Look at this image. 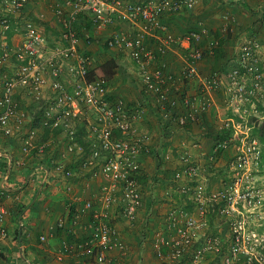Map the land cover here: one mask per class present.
Returning a JSON list of instances; mask_svg holds the SVG:
<instances>
[{
	"label": "built area",
	"instance_id": "2783aa9c",
	"mask_svg": "<svg viewBox=\"0 0 264 264\" xmlns=\"http://www.w3.org/2000/svg\"><path fill=\"white\" fill-rule=\"evenodd\" d=\"M30 1L0 0V37H4L11 27L8 12H17ZM196 3V0H146L140 4L124 5L120 0H60L49 8L60 29L55 46L49 44L42 29L35 30L28 23L22 29L17 45L12 42L8 46L5 41L0 44V69L11 67L8 72L0 73V135L20 137L21 152L26 156L33 155L34 151L36 155H43L48 143H37L39 132L45 129L51 132L61 130L60 135L69 140L66 152L72 155L74 150L76 153L83 150L74 141L75 130L71 127L76 122H85L87 137L92 142V155L87 157L89 159L85 165H91L92 158H102L104 161L101 170L91 176L102 181L97 194L83 203L82 210H69L67 216H60L50 226L51 233L59 230L73 238L72 242L62 246L58 260L65 255H73L82 264L88 263V260L94 264H109L111 252L125 254L128 246L121 239L111 210L117 209L133 227L141 207L140 186L131 173L148 141L147 135L138 134L137 127L145 110L138 106L128 107L120 99L111 97L110 83L105 79H88L93 62L85 49L100 39L103 49L104 45L107 50H126L131 60L145 58L147 63L152 61L154 64L155 55L146 49V40H159V34L167 29L163 19L169 14L177 15L184 7L192 9ZM116 22L127 23V31H111L109 28ZM200 30L175 38L169 35L160 40V51L170 49V43L174 42L181 50L180 74L175 75L164 59L161 60V68L148 70L151 72L147 74L148 91L155 97L154 104L165 127L169 124V127L179 128L186 123L197 122V116L213 105L214 91L224 85L222 78L215 73L200 78L196 72L204 56L209 57L217 47L216 40L209 41L207 53L197 47L206 34L203 29ZM81 37L85 39L84 44ZM254 44L243 48L237 64L226 76L229 81L225 87L227 101L239 118H242L240 109L245 101L256 95L264 97V75L249 63L254 56ZM240 66L245 70L243 74H240ZM251 75L254 82L247 89L245 80ZM184 80H196L200 89L188 94L181 88ZM18 96L39 105L47 103L39 129L33 126V118L21 107ZM240 124L232 121V136L218 144L215 150L234 149L237 166L242 171L241 177H235L236 181L226 192L224 189L207 198L196 188L191 195L196 204L195 214L173 210L167 215L168 236L158 232L153 238V246L160 260L168 264L181 263L184 255L191 250L187 264H202L209 255L220 256V264H264V242L256 233H247L246 227L250 215L264 202L261 190L251 188L246 183L254 167L261 163L260 152L256 140L250 139L248 132L241 131ZM64 169V164L59 163L53 167V172L61 176ZM83 173L78 172L79 175ZM67 176L71 179L75 173L67 170L63 179ZM6 181L7 177L0 187V238L7 235L2 228L8 212L6 204L2 202L8 197ZM187 185L178 186L181 188L178 191L188 194L192 188ZM72 186L69 183L65 188L71 192ZM209 204L212 207L221 205L217 210L218 216L227 220L230 240L225 246L218 236L204 233L208 223L203 215L209 209ZM85 211L90 215L83 225L82 212ZM80 230L86 235L79 237ZM39 240L46 242L47 238L41 235ZM199 240L200 243L197 242Z\"/></svg>",
	"mask_w": 264,
	"mask_h": 264
},
{
	"label": "crops",
	"instance_id": "0c3cea01",
	"mask_svg": "<svg viewBox=\"0 0 264 264\" xmlns=\"http://www.w3.org/2000/svg\"><path fill=\"white\" fill-rule=\"evenodd\" d=\"M59 1L60 0H39L40 4H36L35 8L34 6H31L29 8L30 10H25L26 14L29 13L27 11L36 12L37 15L39 14L40 16H46V20L48 19L50 21L49 23H52L51 21L53 20V14L49 8L50 5L52 6L54 2L59 3ZM238 1L239 2L236 4V6L232 7V9L230 10H228L223 3H221L220 6L214 10H210L209 7L207 8V4H202V7H200L199 5V8H202L200 18L204 22L208 21L209 23H207L209 26H211L212 24L214 25L211 28L206 29V23H203L202 27L200 26V29L210 31L212 29L218 28L224 30L227 24L225 22L222 23L223 21H221V19H223L225 15L227 17H234L233 20H235L234 15H236L237 18H239L241 15L239 14V12H242L241 8L244 5L245 0ZM206 8L207 10H210V13L205 14L204 9ZM195 16L197 15L195 14ZM238 22L240 23V21ZM174 23H176V21H173L172 24L174 25ZM13 24L15 26L14 22ZM197 24V22H194L191 26L194 28V26H197ZM53 25L57 26L56 21L53 23ZM183 25L184 24L182 23L180 25V28H184ZM203 25L206 28H204ZM252 26L253 27L250 28L249 25L248 28H250V30H252L253 32L258 30L255 25ZM171 27L172 31L175 32L176 30L173 29L174 26L171 25ZM42 29L43 31H45V28ZM17 32L18 30H14L13 28L8 33L9 42H13L14 44L18 43L19 35ZM20 33L22 34L21 31ZM3 39H5V37H0V43L3 42ZM81 39V43L84 44V37H81ZM152 40V45L154 47L157 45L155 41H157V43L160 41L153 38ZM259 41L262 48V54L260 55V57L259 55H257L256 58L258 60V63H260L262 66V64H264V37L261 36ZM232 43L233 40L227 41L224 42V45L222 46V50L225 53L223 56L224 61L227 59V57L231 53V50L233 49L234 45H232ZM83 44H81L82 48H84ZM88 51H90L88 52V54L97 51V54H102V59L103 57H106L103 54L104 51L100 45H98L95 49H90ZM113 51L114 54H112ZM107 52L108 55H113V57L117 58L119 69H121V63L125 59V57L120 54L121 51L107 50ZM118 54H120V56H117ZM230 64H235V61H230ZM208 67H210V63H208V60L206 58L202 62V65L199 64L198 72L200 76L203 77L208 74L205 73ZM176 70L178 69H173V71ZM116 78H119V73L118 77ZM124 82L125 80L122 79L121 83ZM192 83H195V81ZM110 91H114V87L112 88V90L110 89ZM23 98L24 97H22V99L18 98V100L19 102H21V106L24 107ZM215 102V110L213 109L211 112L205 114L203 117V121H200L197 126L193 125V127L188 128L186 131L177 130L175 133L172 132L174 137L171 139H169L170 137H168L170 136V132H168V129L165 128L164 130V128L159 127L161 131L159 130L158 136H156V138L152 140L150 139V145H147L148 148L147 146H145V149L143 150V152H141L142 154L138 156L139 160H141L140 165L148 164V162L144 160L145 154L151 155L147 151L153 153V150H155L156 153L161 151L166 152L164 154L165 157H168V155H170L171 153H176L178 155L182 152H185L192 157H194L195 155L199 162H202L201 160H203V163L206 162V155L211 152V142L210 140L205 138V133L203 130L205 129V124H207V126H210L212 123L217 121L215 119H218V115H216L215 113L218 112L219 106L220 108L223 107L221 104H219L220 100L217 99ZM142 103H144V105L146 106H148L149 104L145 100H143ZM262 105L263 104H259L258 107H261ZM25 106L28 105L25 104ZM28 109L29 108H27L26 110L24 108V110H26L27 112ZM146 114L148 115V117L146 116ZM27 115L29 116L28 113ZM154 115L158 119H160L159 114L155 109L153 111L150 107H146L144 117L137 125L138 134L147 135V133L144 132L147 129L150 133H156V127H154V124L152 123L153 119H155V117H153ZM196 131L197 133L195 134ZM191 133L192 135L195 134L194 137L196 139H194L192 136L191 138L190 135H188ZM58 139L62 140L61 144L63 145H61V147H63L64 143H66L64 136L59 134ZM193 139L198 142V148L193 146ZM160 142H164L165 144L162 145V149H159L155 146L156 143ZM56 153H59L60 155L61 152L60 150L55 151L54 159L60 158V156ZM49 159L50 158H47L45 155L38 156L34 155V153L33 155L26 156L21 152L20 137L7 138L0 135V187L4 178L7 177V181L5 182V184L8 195V197L6 199H3L2 202L6 204V206H10L13 209L26 206L22 210V213H20V215H18L17 217L15 216V210H9L7 212L4 223L7 230V235L4 238H0V264H82L73 255H65L63 256L62 260H58V256L60 255L62 246L70 241L72 242L73 238L67 233L59 230L51 233L50 226H53L55 224V221L60 216H67L69 210H71V212H73L74 209L82 210L83 203L93 198L97 194L102 181L99 179H92L91 176H87L88 174L83 173L82 175H79L77 165L78 162H74V159L72 158H69V160L65 162L63 160L60 161V163L64 164L65 167L70 168L75 173V176H73L71 179H63L61 176H56V174L53 172V167L49 165ZM161 176L159 180L155 182V187L149 182V187L147 189L151 191L147 194V197H145L146 199L144 202L147 208H145V210L142 211V213H140L139 215V218L141 219V226L138 225L139 222H136V224L132 228L129 226H125V224H123V228H121L116 222L120 229V231L118 230V232L121 236V239L128 246V249L126 250L125 254L111 252L109 264H160V261L162 262V260L156 258L152 246H150L154 238L153 234H156L160 231H163L164 235L166 233L168 234L170 230L167 228L166 217L172 211V209L175 208L174 204H172L171 202H178L180 205V201L174 199L172 200V198L170 199L169 196L168 198H165L166 194H164L163 198V195L161 196V192L155 193L154 189L156 188L160 191H162L163 189L166 191L165 193L169 194V192H167V188L170 189L172 187V185H170L169 187L165 186V184L162 182L164 180L161 178ZM215 179L218 178L214 176L213 180ZM213 180L210 178V176H208L205 179L203 178L202 181H205L203 182V184H206V188H210L208 182H213ZM200 181L201 179H199V182ZM69 183L73 184V191L71 192H68L65 188V185ZM68 207H71V209H68ZM182 207L185 206L183 205ZM82 213V224L85 225L88 222L90 214L86 211ZM111 214L112 216H115L114 218H118L119 216V213L117 211L116 214H113V211L111 210ZM140 228V232H137V230H139ZM149 233H151V236L153 235L152 237H149L150 239L147 237ZM41 235L46 236V242H41L39 240ZM84 235L86 234L83 233V230H80L79 237H83ZM213 260L215 261V257H213ZM87 262L88 263L85 264H94L91 260H88Z\"/></svg>",
	"mask_w": 264,
	"mask_h": 264
},
{
	"label": "trees",
	"instance_id": "16d2710c",
	"mask_svg": "<svg viewBox=\"0 0 264 264\" xmlns=\"http://www.w3.org/2000/svg\"><path fill=\"white\" fill-rule=\"evenodd\" d=\"M36 1V0H35ZM39 1V0H38ZM122 2V4L124 5H132V4H140V0H120ZM142 1V0H141ZM145 1V0H143ZM31 3V1H30ZM198 3V1H197ZM196 3V5H197ZM29 4L25 5L21 10L19 11H15L12 10L10 12H8V17L10 20V30L5 34V39H3V41H5L7 43L8 46H11L12 42L8 41V33L14 28V30H21L24 28V26L28 23L31 24L35 30H40L42 28H45L44 35L46 36L49 44L55 46L56 45V40H58V38L60 37V29L57 26H51L49 27L48 24L45 23L44 19L42 18V16H40L39 14L37 15L36 12H31V11H27L29 12L28 14H26L25 10H30V6L28 7ZM32 5L35 8V3ZM196 5L192 8V9H186L185 7L183 9H181L179 11V13L177 15H172L169 14L167 15L163 20L166 22L167 24V29L165 32H162L161 34H159L161 37H166V36H172V37H178L181 34H192L193 32H196V28L194 26V28L191 26L194 22H197V16H195L194 14V9L196 7ZM19 14V15H18ZM53 19L55 20V17H53ZM176 19H180L183 23V27L184 28H180L179 23L177 24H172L173 21H175ZM235 21V20H233ZM13 22L15 23V26L13 24ZM232 23H229L228 26V30H227V34L221 39L219 37L218 34V28L217 29H212L210 31H208L207 33L210 35L209 37L207 36V34H204L202 37V41L200 43L197 44V47L203 49L202 51H204L205 53H207L208 50V44L210 40H216V39H221L220 43H219V47L215 48L213 50V52L209 55V57H207L208 63H210V67H209V74L208 75H212V74H216L218 76V78H223L227 75V72H230L229 70L232 68V64H230V59H227L224 61V51L222 50V46L224 45V42L229 41L230 39H232L234 37V35L236 34L235 32H233V26H231ZM40 25V26H39ZM44 25V26H43ZM172 26H176L178 27L179 30H181V32L179 31H172ZM20 28V29H19ZM78 28V27H77ZM43 30V29H42ZM205 30V29H204ZM199 32V31H197ZM234 34V35H233ZM80 36V33H79ZM8 41V42H7ZM100 41V39H99ZM97 42H94V44ZM156 46L154 47L153 44V40L151 38H148L145 42L146 45V49L153 51L154 52V60L155 63L153 64V62H148L147 63V59L145 58H141L137 61L132 60L133 64L135 66V68L138 69V77H133L132 78V86L133 88L131 89V91H134V86L135 89L142 95H144V99L145 97H152L153 94L149 93L148 91V83L149 81L147 80L149 76H147L148 70H152L153 67L154 69H159L161 68V63L163 61H161L162 59L166 60V57H170V51L173 48H177V46L175 45L176 43L174 42L173 44L170 43V46H172L170 49L165 50V51H160L159 48L162 47V43H160V41L157 43V41H155ZM193 46L196 44L193 43ZM52 46V47H53ZM158 46V47H157ZM205 46V47H204ZM104 49V55L106 57H103V61H101V63H97V65H92V67L90 68V72L88 75V79L92 80V79H105L106 81H108L109 83H112L115 79V77L117 76L118 70H119V65L117 63V58L113 57V55H108L107 49L106 47L103 45ZM89 55V54H88ZM258 60L256 58V56H253V59L251 62H249L251 65H255L259 71H261V66L254 64L255 62ZM248 64V65H250ZM179 69L182 68V65H176V68ZM4 69H2L0 71V73L3 72ZM240 74H243L245 72L244 69L239 70ZM153 73V72H152ZM253 77V76H252ZM152 78V77H151ZM226 80V79H225ZM185 82V80H184ZM225 84H228V81H225ZM223 85L222 87L218 88L216 91H214V93L216 94V98H219L222 103L224 102V100L222 99L225 95V87H227V85ZM132 96V94H131ZM113 97V95L111 96ZM18 98H20V96H18ZM117 99H120L121 101H123L124 103L128 104L127 101L125 102L124 98L122 97H118ZM134 101L138 102L140 104V102H142L143 100H136L134 99ZM34 103L38 104L37 102L33 101ZM33 102H31V104L29 105H33ZM225 103V102H224ZM26 101L23 100V105L25 106ZM28 105V104H27ZM40 109L39 111H37L35 113V115L32 116L33 118V123H34V127H37L38 129L40 128L42 119L44 118V114L43 109L44 107H46L47 103H40ZM142 106V104H140ZM23 109L24 107L21 106ZM33 106L28 107L30 110ZM36 110V108H35ZM198 119L197 122H189L186 123L184 126L177 128L178 130H182V131H186L188 128L193 127V125L197 126V124L200 121H203L202 115L197 116ZM254 119V118H253ZM216 120V119H215ZM238 120V118L236 119V121ZM170 125L168 124V126L166 127V129H168V132H172L171 128L169 127ZM252 126V130L255 134V136L259 139V143L261 144V154H260V161L262 163V167H263V172H264V125H262L261 127H257V125L253 124ZM71 128H73L75 131L74 134V141L77 143V146L82 148V152L80 153H76V151L74 150L72 155H69V153L66 152L67 149V145H68V138H65L66 143L64 144V146L62 147V150L64 151V158H72L74 159V162H78V172L80 171H84V174H88L87 176H92V173H98L101 168L103 167V163L104 161L102 160V158H96V159H91L92 160V164L91 165H85V162H87L86 160L89 159L92 155V147H91V140L88 139V133H87V126L84 123H78L76 122L74 127L72 126ZM259 128V129H258ZM258 129V130H257ZM205 133V138L210 140V144H211V152L208 153L206 155L207 157V161L204 163H201L199 161H196L194 159H192L191 155H186L184 157H182V159L180 158V154H173L171 153L170 155H168V157H165V155L162 153L157 155V159L159 160L156 166V169L154 171H159L157 172L156 175H150L149 176V171L146 170V168H144L143 165H140L141 160H139V157L137 158V162H136V168H134V171H132L131 175L132 177H135L136 181H138V185L140 186V197H141V207L138 209V215L139 213H142V211L145 210V208H147L145 206V196L143 191H147V188L149 187V178H151V182H157L159 180V174H162L161 178L164 180L162 181L166 186L172 185L173 187L175 186V182H177V185H180L182 182H188V180L191 179V181H195L196 178L199 176V174L201 175L199 178H206V176L209 175L208 172H212L213 176L217 177L218 179L221 177L223 178L225 181L227 180V175H225L228 166H215V164L219 161V159L221 158L223 150H215L216 146L220 143H223L225 140L229 139L232 136L233 133V128L231 126H226V125H221L219 124L217 121H215L214 123H212L210 126H207V124H205V129L203 130ZM54 132V131H53ZM43 133L45 134L44 136H41L37 143H41L42 141H44L47 136H48V131L45 129V131H43ZM55 133V132H54ZM57 133H61V130H57ZM190 135V134H188ZM193 137V135H190V137ZM195 143H198L197 141H193ZM199 145V144H198ZM165 148V147H164ZM144 150V149H143ZM143 150L141 152H143ZM49 149H45V156L47 158L48 154H49ZM146 151V150H145ZM35 154V151L32 152V154ZM151 153V152H149ZM62 154V153H61ZM142 154V153H140ZM155 154V153H154ZM157 154V153H156ZM39 156V155H38ZM69 156V157H68ZM89 157V158H87ZM174 159L177 160V166L176 167H168L169 161ZM143 161V158H142ZM228 165V164H227ZM170 166V164H169ZM65 167V166H64ZM142 167V168H141ZM215 167V168H214ZM198 168V170L196 171L195 169ZM67 170H71L68 167H65L63 174L61 175V177L63 178L64 175L66 174ZM164 170V171H162ZM195 170V173L193 174V171ZM177 175H179L180 177L178 178ZM223 175V177H222ZM157 176V178H155ZM69 179V176H67ZM226 177V178H225ZM66 178V177H65ZM188 184V183H187ZM187 187L192 188V190L186 194V193H181L180 191L177 194H172L170 195L172 197V199L177 200V201H183L185 200V202L183 201V205L185 207H183L184 210H188V208H190L189 211L192 210V193L197 187L196 185L192 184H188ZM146 188V190H144ZM221 205H216L214 207L210 208V212L213 214L212 216L210 214H208V216L211 218L214 215L218 216L217 210ZM26 206H22V207H17L16 209H13L10 206H7V211H14L15 210V216L17 217L18 215H20V213H22V210L25 208ZM182 209V210H183ZM118 218H114L115 222L116 221H122L124 220L122 218V216L120 215V213L118 214ZM122 219V220H121ZM139 222V221H138ZM117 224V223H116ZM126 226V225H125ZM2 228L7 232L5 224L2 226ZM123 228V227H122ZM117 229L120 231L119 227L117 226ZM213 233V232H212ZM167 234V233H166ZM165 234V236H166ZM168 235V234H167ZM214 235V234H213ZM6 237V236H5ZM154 241L151 242L152 249L154 251V254L156 256V258H158V252L154 249ZM191 250L186 253L184 255V257L181 260V263H188V261H190L191 258ZM159 259V258H158ZM160 260V259H159ZM181 263H173V264H181ZM160 264H168V262L165 261H160Z\"/></svg>",
	"mask_w": 264,
	"mask_h": 264
},
{
	"label": "rangeland",
	"instance_id": "374dc122",
	"mask_svg": "<svg viewBox=\"0 0 264 264\" xmlns=\"http://www.w3.org/2000/svg\"><path fill=\"white\" fill-rule=\"evenodd\" d=\"M31 1L32 2L31 3L29 2L30 4L28 5V7L29 6L30 7L33 6L32 3L33 4L35 3V6H36V4L37 5L40 4V2L38 0H36V1L35 0H31ZM196 1H198V3H197V5H196V7H195L193 12L197 15V19L198 20H196V21H197L198 24L196 26L197 27L196 30H198V31H201L200 30V26L202 27L203 23H206L205 26L207 28L203 25L204 28H206V29H209L212 26H214L213 24L211 26H209L208 25V23H209L208 21L204 22L200 18L201 17L200 13H201V9L202 8H199V5H200V7H202V4H204V5L207 4L208 5L207 8L209 7L210 10H214V9H217L220 6L221 3H223L226 6V8L228 10H230V9H232V7H235L236 4L239 2L238 0H196ZM140 2H141V0H140ZM244 2L245 3H244V5L241 8L242 12H239V14H241L242 16L240 15V17L237 18V16L234 15L235 16V21H233V19H230L231 17L228 18V20L227 19H221V21H223V23L225 22L228 26H229V23H232L231 26H233V32L236 31L235 32L236 34L235 35L233 34L234 37L229 40V41L233 40L232 45H234L230 54H233L234 58H237L238 54L240 55V53L243 51V48L245 46H247V45H249L251 43L252 44L255 43L254 44L255 47L252 48V53H253L254 56L257 57V55H259V57H260V55L262 54V48L260 46L259 39H260L261 36L264 37V0H245ZM260 7H261V10H259ZM207 8L204 9L205 14L210 13V10H207ZM205 17H207V16H205ZM43 19L46 20V16ZM175 21H176V23H174V24L182 22L180 19H176ZM238 21H240V23ZM49 22L50 21L48 19L45 21V23L48 24L49 27L50 26H54L53 25V23L55 22L54 19L51 21L52 23H49ZM179 24H181V23H179ZM249 25H250V28L253 27L252 25H255L256 28H258V30L253 32L252 30H250V28H248ZM127 28H128V24L127 23H125V22H120V23L116 22L113 25V27H111L109 29L111 31L126 32ZM173 29L176 30V31L181 32V30H179L176 26H174ZM20 31L23 32L22 29L18 30L17 33L19 35V40L21 38ZM204 31L208 32V30H204ZM207 36L209 37L210 35H208V33H207ZM159 38H160L159 40H162L161 36H159ZM19 40H18V43L20 42ZM98 45H102V42L101 41H97V43L87 46L88 48L85 49L86 51L84 49H83V51L88 53V52H90L88 50L95 49ZM51 46H53V45H51ZM112 54H114V51L112 52ZM120 54L125 57V59H124L125 61L123 60V62L121 63L122 68L118 70L119 78H116V77H118V73H117V76L115 77L116 79H114V81L112 83H110V89L112 90V88L114 87V91L111 92L113 97H115V98L122 97V98H124L125 102L127 101L128 107H133L136 104H138V102L134 101V99H136V100H144V97H143L144 95L140 94L135 89V86H134V91L133 90L131 91V89L133 88L131 80H132L133 77H138V75H137L138 69L135 68V66L133 64V61L131 60V58L129 56L128 51H126V50L121 51ZM120 54H118L117 56H120ZM101 55L102 54H97V51L91 52L89 54V56L92 58V62H93L94 65H97V63H101V61H103ZM170 55H171L170 56V61H172L176 65H181L182 64V62H181L182 61V52H181V50L178 47L177 48H173L170 51ZM200 64L202 65V63H200ZM257 65L261 66L260 63H257ZM9 68H11V67H9V66L6 67L5 66V67L1 68L0 71L2 69H4L3 73H6L4 71L8 72ZM261 68H263V71L261 70V74L264 75V64H262ZM198 70H199V65H197V71L196 72H197L198 76L200 78H202L200 76ZM209 72L210 71H209V67H208V69H207V71H205V73H209ZM122 79L125 80L124 83H121ZM194 81H195V83H192ZM191 86H193V87H191ZM189 87L191 89V92L194 93V88L197 89V87H198V83L196 82V80L190 81ZM131 94H132V96H131ZM25 101L28 104V107L33 106L30 110H28V112L26 111L27 110L26 107H24L26 109L25 111L32 118V116L35 115V113L37 111H39L40 105L36 104L34 102H33V105H29V104H31L32 101L31 100H29V101L25 100ZM142 102H140V104H142V107L145 110H146V107H150L154 111L153 108L155 106L153 105L152 101H151V105H148V106L144 105V103H142ZM219 104L223 105V107L221 106L222 108H220V106H219L218 112L215 113L216 115H218V119L216 118V120H217V122L219 124L228 126L229 124H232L229 120L237 119V118H238V120L240 119L239 117H236V116L233 115L234 112H233L232 107L230 106L229 102H225V103L222 104V101L220 100ZM35 108H36V110H35ZM212 110L213 109H211L209 112H211ZM214 110H215V108H214ZM261 111H262V107H258V104L256 102H253L252 100L245 101L243 103L241 109H240V114H242V119H240V120H241V122L244 121V122H242L240 124V125H242L241 126L242 127L241 131L248 132L249 138L256 140L257 149L260 152V154H261V151H262V149H261L262 147H261V144L259 143V139L255 136V134H254V132L252 130L253 128H252L251 125L255 124V125H257V127H261V122L262 121H260L261 119H258L256 117V116L260 115ZM146 116L148 117L147 114H146ZM153 117H155V119H153L152 123L154 124L153 126L156 127V133H150L148 131V129L146 131H144L149 136L147 144H145V146H147V145L149 146L150 145V141L152 139L156 138V136H158V132L160 130L159 127H162L165 130V127L162 126L164 123L161 122V120L158 119L155 115ZM235 124H237V122H235ZM248 126L250 127L249 131H247V127ZM47 131H48V136H47V138L44 141H42V143L43 144H47L48 143V146L46 147V149L48 148L50 150L49 154H48V157L50 158L49 159V165L52 166V167H55V166H57L60 163V161L63 160L65 162V161H67L69 159L68 158H66V159L62 158V154H64V151L62 150L61 145H63V144H61L62 140L58 139L59 133H57V130L54 131L55 133L51 132L50 130H47ZM197 131H198V127H197ZM197 131L195 132V134L197 133ZM195 134L193 135L194 139H196L194 137ZM44 135L45 134L42 131H40L39 134H38V139L41 136H44ZM190 135H192V133ZM199 140H200V138H199ZM59 142H60V144H59ZM192 144H193V146L195 145L194 142H192ZM162 145H165L164 142L156 143L155 146L158 147L159 149H162ZM148 146H147V148H148ZM196 148H198V146ZM57 150H60V152L62 154L60 153V155H59V153H56L57 155L60 156V158H55L54 159L55 151H57ZM147 152L149 153L150 151H147ZM162 153L165 154L166 152H164V151L162 152L161 151V152H158L156 154V151L153 150V153H150L152 156L149 155V154H145V157L143 156L144 160H146L148 162V164H143V165H144V168H146V170L149 171V173H150L149 176L151 174L152 175H156L157 174L158 170L154 171L156 169L157 163L159 161L157 159V155H159V154L162 155ZM185 154H186L185 152H182L180 154V157L185 156ZM165 158L166 157H164V159ZM192 159L198 161L197 158L195 157V155H194V157H192ZM201 161H202L201 163H203V160H201ZM169 164H170V166H169ZM169 164H168V167H171V168L176 167L177 166V160L176 159H174V161L171 160V161H169ZM222 165L223 166H228V169H227V171L225 173V175L228 176L226 181L223 178H221V177L219 179L213 180V177H214L213 173L212 172L211 173L208 172L209 173L208 176H210V178L213 180V182H208L210 188H206V184H203V182H205V181H202L204 177L203 178H199L201 176L200 174L196 178L195 181H191V179H190V180H188L187 183L188 184H192L193 183L194 185L199 187V189L201 190V192L204 194V196L206 198H207L208 195L219 193V192L223 191L224 189H225L224 191L226 192L228 190L229 186H231L236 181L235 177L236 178H238V177L240 178L241 175H242L241 169L237 166V161H236V158H235V151H234V149L232 147H228L226 150H224L221 158L215 164V166H222ZM162 171H164V170H162ZM161 175L162 174H160L158 177L160 178ZM208 176H206V177H208ZM222 177H223V175H222ZM248 177H249V179L246 181L248 186H250L251 188L260 189L262 194H263V197H264V172H263L262 163H260V165H258L257 167H254L253 171L248 175ZM155 178H157V176ZM199 179H201L200 182H199ZM149 182H151V178H149ZM187 183L186 182H182L178 186H182V185H185ZM151 184H153L154 187L156 186L155 182H153ZM163 186H164V184H163ZM175 186L176 187L172 186L170 189L167 188L168 189L167 192H169V194L165 193L166 191L163 190V189H162V191H160V190H158L156 188L154 190H155V193L156 192L157 193L161 192L162 193L161 196L163 195V198H164V194H166L165 198H168V196H169V198L171 199L172 197L170 195L177 194L179 192L178 188L181 189L180 187L177 186V182H175ZM144 190H146V188ZM150 191L151 190H149V189H147V191H143L144 196L147 197V194L150 193ZM183 201L185 202V200H183ZM183 201H180V205H179L178 202L177 203L176 202H171L172 204H174V207H175V208L172 209V211L173 210H175V211L182 210L183 209V207H182L183 206ZM192 205L193 206H192V210L190 211V213L195 214L194 208L196 207L195 206L196 204L192 203ZM208 207H209V209H206V212H204V215H203L204 218H205L206 224L208 223V227L206 228L204 233L214 234V235L218 236L220 238V240L222 241L223 246H225V245H227V243L230 240V237H229L230 233H229V228H228V225H227L228 224L227 220L225 218H222V216H217V215H214L213 217L210 218L208 216V214H210L211 216L213 215L210 212V208L212 207L211 204H209ZM116 210L117 209H115V208L112 209L113 214H116ZM189 210H190V208H188V210H185V211L188 212ZM139 215H140V213H139ZM139 215H138V218H137V222L139 220L138 225L141 226V219L139 218ZM196 215H198V211L196 212ZM116 222L119 224V226L121 228L123 227V224H125L126 226L131 227L125 220H122L120 222L116 221ZM116 222H115V225L118 226V224H116ZM246 227H247V233H250V232L256 233L259 236V239H261L264 242V202H263V205L261 207L256 208V210H255V212H254V214L252 216L250 215V217H249V219H248V221L246 223ZM140 230H141V228L139 230H137V232H140ZM160 232L164 233L163 231H160ZM204 233H202V234H204ZM152 236H151V233H149L147 235L148 238L152 237ZM166 236H168V235H166ZM197 242L200 243L201 240H199ZM196 244L197 243H195V246H197ZM263 244H262V246H264ZM262 250H264V248ZM213 257H215V261L213 260ZM210 261H211V264H220L221 257L220 256L209 255V256H207L204 259V262L202 264H210Z\"/></svg>",
	"mask_w": 264,
	"mask_h": 264
},
{
	"label": "clouds",
	"instance_id": "9594fccd",
	"mask_svg": "<svg viewBox=\"0 0 264 264\" xmlns=\"http://www.w3.org/2000/svg\"><path fill=\"white\" fill-rule=\"evenodd\" d=\"M146 1V0H145ZM141 2H144V1H141ZM136 4H138V3H136ZM228 18H230V17H227L226 15H225V17H223V19H227L228 20ZM234 17H231L230 19H233ZM229 19V20H230ZM223 23V22H222ZM225 31H223L222 32V29H218V34H219V37L222 39L226 34H227V30H228V25L225 27V29H224ZM221 39H216V41H217V47L216 48H218L219 47V43H220V40ZM231 56V57H230ZM239 54H238V56H237V58H234V56H233V54H230L229 56H228V59H230L231 61H235V64H232V68L237 64V60H238V58H239ZM167 59L165 60L166 62H167V64H168V67H169V69L170 70H172V72L175 74V75H178V74H180V70H179V66H178V68H176V64L175 63H173L172 61H170V57H166ZM207 57H205L204 56V59L200 62V63H202L205 59H206ZM199 63V64H200ZM198 64V65H199ZM182 65V64H181ZM232 68L229 70V71H231L232 70ZM173 69H178V70H176V71H173ZM241 69H243L241 66H240V68H239V70H241ZM262 71H263V68L261 69ZM230 72H227V74H229ZM260 73H261V71H260ZM209 74V73H208ZM207 74V75H208ZM206 75V76H207ZM206 76H203V77H206ZM227 76V75H226ZM226 79V80H225ZM222 80H223V84H225V81L227 82L228 81V79L227 78H225V77H223L222 78ZM190 81H192V80H185V82H183V85H181V88H182V90H184L185 92H187L188 94H194V93H196L199 89H200V86H199V83H198V87H197V89H195L194 88V93L193 92H191V89H190V87H189V85H190ZM254 82V79H253V77H252V75L251 76H248L247 78H246V80H245V85H246V88L247 89H250V86H251V84ZM228 84H229V81H228ZM228 84H225V85H227L228 86ZM216 96V94L214 93L213 94V99H214V103H213V105L210 107V109L207 111V112H205L204 114H202V118L204 117V115L205 114H207L211 109H214L215 108V105H216V100L218 99L219 100V98H216L215 97ZM154 95H152V97H145V101L146 102H148L149 104L148 105H151V101H152V103H153V105L155 106V104H154ZM226 98V99H225ZM222 99H224V102H228L227 101V95H226V93H225V95H224V97L222 98ZM248 100H252L253 102H256L258 105L259 104H263L261 107H262V111H261V113H260V115H258V116H256L258 119H261L260 121H262L261 122V126L262 125H264V119H263V113H264V97L263 98H260L258 95H256L255 97H253V98H249ZM223 102V103H224ZM222 103V104H223ZM136 106H138V107H141L142 109H144L139 103L138 104H136L135 106H133V107H136ZM223 106V105H222ZM153 109H155L156 110V107H154ZM145 110V109H144ZM146 111V110H145ZM157 111V110H156ZM158 113V112H157ZM159 114V113H158ZM234 116H236V117H238L236 114H233ZM159 118H160V115H159ZM200 119V118H199ZM240 119H242V118H240ZM238 120V121H236V119H231V120H229L231 123H232V121H233V123L235 124V122H237V123H242V122H244V121H242L241 122V120ZM160 120H161V118H160ZM235 121V122H234ZM163 127H165L164 125H162ZM228 126H231L232 127V124H229ZM227 126V127H228ZM249 127V126H248ZM166 128V127H165ZM171 128V130L175 133L178 129L177 128H173L172 126L170 127ZM250 128V127H249ZM233 134V133H232ZM168 137H170L169 139H171V138H173L174 136H173V134H172V132L170 133V136H168ZM195 143V142H194ZM198 146V144L197 143H195V145H194V147H197ZM186 155H188L187 153L185 154V156ZM184 157V156H183ZM181 159H182V157H180ZM178 186V185H177Z\"/></svg>",
	"mask_w": 264,
	"mask_h": 264
}]
</instances>
